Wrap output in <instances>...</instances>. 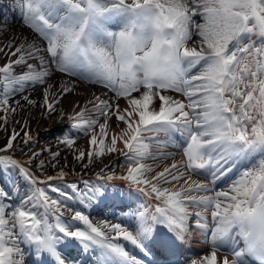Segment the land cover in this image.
Segmentation results:
<instances>
[{"label":"snow or ice","instance_id":"snow-or-ice-1","mask_svg":"<svg viewBox=\"0 0 264 264\" xmlns=\"http://www.w3.org/2000/svg\"><path fill=\"white\" fill-rule=\"evenodd\" d=\"M14 4L41 42L25 38L16 43L13 37L0 46V55L7 58L0 65L4 122L0 127L6 126L8 114L23 107L14 97L36 85L44 86L40 106L48 114L59 111L63 118L57 105L75 85L65 83L57 89L49 83L56 73L101 85L114 94V101L96 96L88 102L91 109L85 106L67 117L72 129L91 133L90 149H77L76 160L87 159V168L97 158L119 153L126 173L105 176L101 169L97 177L105 183L84 181L87 191L79 194V203L90 207L93 200L103 199L105 184L113 179L128 183L126 198L139 194L156 203L151 211L142 205L132 213L134 223L125 226L94 222L41 187H32L30 194L9 204L11 191L0 186V264H25L22 243L33 246L37 257L46 254L51 264H67L61 246L74 243L85 250L99 249L98 264H145L121 241L144 257L153 254L155 245L172 264L190 218L209 240L210 251L188 264H264V0H14ZM167 92L180 93L187 103ZM29 95H21V100L35 105ZM120 99L126 107L120 106ZM113 117L118 123L109 136ZM18 136L20 132L13 130L0 148V171L15 169L31 186L48 184L52 193L72 200L50 183L63 179V169L40 181L29 167L38 153L27 161L5 154L15 150ZM31 140L25 123L23 143ZM62 142L72 147L75 139L65 134ZM153 142L181 149L183 159L173 158L155 171L145 163L158 158L151 150ZM57 156L59 152L53 153V159ZM169 157L174 154L160 158ZM44 163L38 167L43 169ZM192 174L203 180H192ZM225 179L228 187L218 190V182ZM69 187L77 192L75 183ZM113 193L125 196L116 187ZM66 213L72 222L65 220ZM74 222L83 227H74ZM218 252L226 254L218 257Z\"/></svg>","mask_w":264,"mask_h":264},{"label":"bare ground","instance_id":"bare-ground-1","mask_svg":"<svg viewBox=\"0 0 264 264\" xmlns=\"http://www.w3.org/2000/svg\"><path fill=\"white\" fill-rule=\"evenodd\" d=\"M9 7L10 14L13 18H10L9 10L6 8ZM18 17V18H16ZM199 18V17H198ZM200 19V18H199ZM7 22H9L7 24ZM13 37H16V43L27 38L28 40L37 39V37L30 31L22 21L20 12L16 9L14 0H0V46H3L9 42ZM37 42H41L37 39ZM6 57L0 55V65L6 62ZM15 59V57H12ZM22 69L20 67L16 68L17 74H20ZM49 83L56 85L58 89L61 84L70 83L74 84V91L66 93L57 108L62 110L64 113L63 118L60 116V112L57 111L53 114H48L45 110L40 106L43 102V88L44 86L36 85L30 86L28 90L23 94H17L14 99L20 100L21 105L23 107L18 108L15 114H10L8 116L7 122L11 120H17V128L15 131H20L21 139L23 140V129L25 123H27V130L32 137V140L29 142L30 152L29 154L38 153L39 155L42 153H51L56 151L55 144L48 140V133L50 130H53L59 127L62 124H65L68 121V116L73 114L74 111H79L81 108L87 106L91 109L92 105L89 104V101H94L96 96H100L101 99H111L110 95H108L104 89L100 87H96L91 84H85L82 82H78L75 78H69L68 76H64L61 73H56ZM55 91V89H54ZM30 93V95H29ZM168 95V93H165ZM21 95H29V98L36 101L35 105H29L23 100H21ZM119 104L121 107H126V102L124 99H120ZM12 103V101H10ZM159 102H157L158 105ZM95 118V116H93ZM103 122V119H100ZM117 121L112 120L111 125L112 128L109 130V136L114 134L116 130ZM122 126V125H121ZM98 125L96 127L97 131ZM98 132V131H97ZM19 136V137H20ZM84 140H80V143ZM118 147H122L123 145L118 142ZM168 151L167 153H170ZM121 154L119 153H111L110 157L104 161L106 167V172L110 174H115V176H120L126 172V166L117 167V161H121ZM173 157H169L167 159H163L162 163H159V159H155L153 161V168L156 167L161 170L164 166L170 165L172 163ZM163 161H165L163 163ZM156 165V166H155ZM45 168V167H43ZM79 172L74 171L73 174L69 176H64L63 178H70L71 175L75 177L79 175ZM155 173H150V175H154ZM53 176L52 174H49Z\"/></svg>","mask_w":264,"mask_h":264},{"label":"rangeland","instance_id":"rangeland-1","mask_svg":"<svg viewBox=\"0 0 264 264\" xmlns=\"http://www.w3.org/2000/svg\"><path fill=\"white\" fill-rule=\"evenodd\" d=\"M10 114H8L9 117H10ZM112 120H115L114 117ZM16 124H17V120L10 119V121L7 122L6 126L0 127V148H3L6 145L7 140L12 134L13 130L17 128ZM0 125H4V122L0 121ZM60 127L57 128L56 136L54 134V131L56 129L50 130L48 133L49 134L48 140L50 142L56 143L55 144L56 151L51 152V153H42L36 156L32 160L31 165H29L32 172L36 174V176H38L40 181L46 180V177L49 176V174H52L53 176H57L58 172L61 169H63V171L66 173V176L73 174L74 171L76 172L80 171L81 174L90 173L94 170L100 169L101 168L100 166L102 165L103 160L108 159V157L111 155V154H107L103 157L97 158L95 163L90 164L87 168H85L84 164L87 163V159H85L83 162L77 161L76 160V154H77L76 150L81 149L87 152L90 149L88 141H89V136L91 135V133H89L88 136L84 135V137L81 138L84 141L81 143H80L81 139H78L79 137L76 138L78 140L75 142V144L72 147H69L62 142V139L64 135L67 134V132H62L63 128L62 126ZM97 131H99V126L97 128ZM21 137L22 136L20 137L18 136L16 141H14L15 150L14 151L9 150L5 154L11 155L12 157H16V159L20 161H27L28 158L33 155V154H29L30 149H31L30 148L31 144L30 143H28L27 145L24 144ZM105 143L107 144L108 141L106 140ZM56 152H59V156L53 159V153H56ZM40 161L45 162L44 163L45 168L41 169L40 167H38L40 164ZM53 165H55V167ZM73 176L74 175H71L70 177H73ZM65 180L66 179H63V180L56 179V180L51 181L50 183L54 184V182L56 181H65ZM40 184H43L45 186L48 185L45 183H40ZM61 189L64 191L66 187L63 186V188ZM58 196H59L58 193L52 194L53 198H57Z\"/></svg>","mask_w":264,"mask_h":264}]
</instances>
